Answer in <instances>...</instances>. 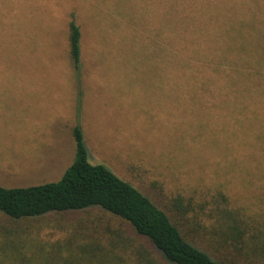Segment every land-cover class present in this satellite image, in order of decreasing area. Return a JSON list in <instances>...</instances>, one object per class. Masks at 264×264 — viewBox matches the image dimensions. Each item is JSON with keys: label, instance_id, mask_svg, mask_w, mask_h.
I'll list each match as a JSON object with an SVG mask.
<instances>
[{"label": "rangeland", "instance_id": "1", "mask_svg": "<svg viewBox=\"0 0 264 264\" xmlns=\"http://www.w3.org/2000/svg\"><path fill=\"white\" fill-rule=\"evenodd\" d=\"M158 11L159 0H0V186L58 181L74 160L78 118L91 163L160 207L182 196L210 210L221 192L224 205L264 220V105L254 111L180 75ZM72 12L87 41L80 99L62 64ZM104 215L51 214L37 226L55 240L59 226Z\"/></svg>", "mask_w": 264, "mask_h": 264}, {"label": "trees", "instance_id": "2", "mask_svg": "<svg viewBox=\"0 0 264 264\" xmlns=\"http://www.w3.org/2000/svg\"><path fill=\"white\" fill-rule=\"evenodd\" d=\"M79 15H67L62 64L73 71L80 99L87 41ZM158 31L165 47L178 46L180 75L249 99L254 111L264 105V0H159ZM72 136L74 160L58 181L0 186V264H264V220L229 208L221 192L210 210L182 196L162 208L106 165L91 163L78 118ZM93 209L105 214L104 223L61 225L55 240L37 226L51 214Z\"/></svg>", "mask_w": 264, "mask_h": 264}]
</instances>
